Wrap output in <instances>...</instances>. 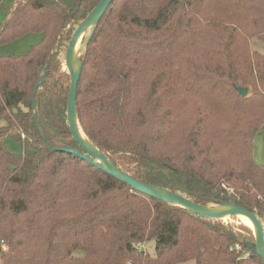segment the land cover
Masks as SVG:
<instances>
[{
    "label": "trees",
    "instance_id": "16d2710c",
    "mask_svg": "<svg viewBox=\"0 0 264 264\" xmlns=\"http://www.w3.org/2000/svg\"><path fill=\"white\" fill-rule=\"evenodd\" d=\"M4 1L0 45L43 39L0 56V264H262L231 225L59 150L79 149L67 120V49L101 0ZM255 40L264 44V0H113L82 52L79 125L136 179L202 206L238 205L264 224V165L254 156L264 52Z\"/></svg>",
    "mask_w": 264,
    "mask_h": 264
},
{
    "label": "water",
    "instance_id": "95a60500",
    "mask_svg": "<svg viewBox=\"0 0 264 264\" xmlns=\"http://www.w3.org/2000/svg\"><path fill=\"white\" fill-rule=\"evenodd\" d=\"M112 2L113 0H101L99 4L94 8V10L89 14V16L83 22L78 24V28L76 29L68 46L65 58L66 71L70 77V89L67 105V120L72 136L78 144L79 149L59 148V150L79 156L82 160L87 161L88 163L94 165L95 167L103 171H106L108 174H110L117 180L127 184L132 189L142 194L148 195L168 204L179 206L183 209L189 210L197 216L212 220H223L224 218L237 217L238 215H244L248 217L253 222L256 228L255 242L250 243L249 247L264 260V224L256 214L251 213L246 209L232 203H223L217 208L210 206H202L186 199L175 191L159 188L157 186L142 182L125 172L109 156L105 155L100 149H98L89 140V138L84 132L83 133L90 144L81 137V127L79 125L77 116V89L82 71V61L80 59L78 69L77 71H74V51L77 41L82 35L87 34L88 36L84 48L87 46L90 38L94 33L95 28L100 23L102 17L106 13L107 9L109 8ZM45 75L46 72L43 73L42 76L39 78L35 88V93L38 87L41 85ZM237 90L239 94L243 97H247L249 94V90L246 88H238ZM34 108H36L35 102ZM35 120L38 124V127L41 128L37 117L35 118Z\"/></svg>",
    "mask_w": 264,
    "mask_h": 264
},
{
    "label": "rangeland",
    "instance_id": "374dc122",
    "mask_svg": "<svg viewBox=\"0 0 264 264\" xmlns=\"http://www.w3.org/2000/svg\"><path fill=\"white\" fill-rule=\"evenodd\" d=\"M13 0H5L3 3V7H8L12 4ZM0 16H4V12L0 11ZM87 35V34H86ZM85 35V36H86ZM43 39L42 34H28L14 42H10L7 44L0 45V56H20V55H25L29 53L34 46L39 44ZM87 39V38H86ZM254 47L261 52H264V44L261 43L258 40H255L254 42ZM83 52V49H82ZM82 52L80 57L82 56ZM81 59V58H80ZM64 71H66V67L64 65ZM4 123L0 122V127L3 126ZM5 144L8 147V149L13 152L14 154H21L22 153V144L15 139L14 137H9L5 139ZM254 156L255 160L264 165V125L258 132V134L255 137L254 141ZM217 208L218 206H210ZM224 223L231 225L237 235L238 238L243 240V241H248L250 243L255 242V236L252 234V232L249 230V228L243 224L238 217H232V218H224L222 220ZM146 249V247H145ZM147 250L148 252L154 256L155 255V241H152L147 244ZM185 264H195L194 262H187Z\"/></svg>",
    "mask_w": 264,
    "mask_h": 264
},
{
    "label": "bare ground",
    "instance_id": "6f19581e",
    "mask_svg": "<svg viewBox=\"0 0 264 264\" xmlns=\"http://www.w3.org/2000/svg\"><path fill=\"white\" fill-rule=\"evenodd\" d=\"M88 36L86 35H82L79 40L77 41V44H76V47H75V51H74V65H73V69L74 71H77L78 69V66H79V63H80V55H81V52H82V49L84 48L85 44H86V38ZM80 135L81 137L89 143V141L87 140L86 136L84 135L82 129L80 128ZM90 144V143H89ZM220 209V208H218ZM240 221L245 224L249 230L252 232V234L254 236H256V228H255V225L253 224V222L246 216L244 215H238L237 216ZM226 219V218H225Z\"/></svg>",
    "mask_w": 264,
    "mask_h": 264
},
{
    "label": "built area",
    "instance_id": "2783aa9c",
    "mask_svg": "<svg viewBox=\"0 0 264 264\" xmlns=\"http://www.w3.org/2000/svg\"><path fill=\"white\" fill-rule=\"evenodd\" d=\"M23 138H24V135H23ZM241 249H242V244H240V243H236L235 245H233L230 248L231 251H240ZM242 258L243 259H246V260L249 259L250 258V253L249 252H245L243 254V257ZM262 264H264V262Z\"/></svg>",
    "mask_w": 264,
    "mask_h": 264
}]
</instances>
